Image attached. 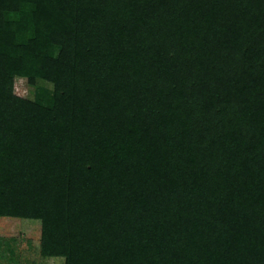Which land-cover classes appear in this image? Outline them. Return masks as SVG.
Wrapping results in <instances>:
<instances>
[{
	"label": "trees",
	"instance_id": "1",
	"mask_svg": "<svg viewBox=\"0 0 264 264\" xmlns=\"http://www.w3.org/2000/svg\"><path fill=\"white\" fill-rule=\"evenodd\" d=\"M0 218L64 264H264V0H0Z\"/></svg>",
	"mask_w": 264,
	"mask_h": 264
},
{
	"label": "rangeland",
	"instance_id": "2",
	"mask_svg": "<svg viewBox=\"0 0 264 264\" xmlns=\"http://www.w3.org/2000/svg\"><path fill=\"white\" fill-rule=\"evenodd\" d=\"M14 90L20 97H31L22 79L15 81ZM40 239V221L0 218V264H64V258L41 256Z\"/></svg>",
	"mask_w": 264,
	"mask_h": 264
}]
</instances>
